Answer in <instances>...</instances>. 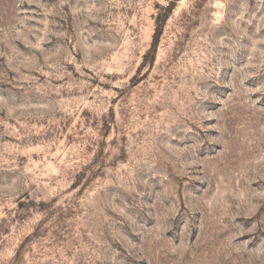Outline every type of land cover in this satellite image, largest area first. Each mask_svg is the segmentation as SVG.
Listing matches in <instances>:
<instances>
[{
  "label": "rangeland",
  "instance_id": "1",
  "mask_svg": "<svg viewBox=\"0 0 264 264\" xmlns=\"http://www.w3.org/2000/svg\"><path fill=\"white\" fill-rule=\"evenodd\" d=\"M0 264H264V0H0Z\"/></svg>",
  "mask_w": 264,
  "mask_h": 264
},
{
  "label": "trees",
  "instance_id": "2",
  "mask_svg": "<svg viewBox=\"0 0 264 264\" xmlns=\"http://www.w3.org/2000/svg\"><path fill=\"white\" fill-rule=\"evenodd\" d=\"M159 34H160V30L157 32V34H156V36H157V38L159 37Z\"/></svg>",
  "mask_w": 264,
  "mask_h": 264
}]
</instances>
